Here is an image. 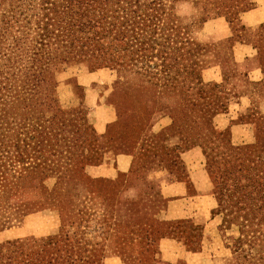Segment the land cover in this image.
<instances>
[{
    "label": "rangeland",
    "instance_id": "374dc122",
    "mask_svg": "<svg viewBox=\"0 0 264 264\" xmlns=\"http://www.w3.org/2000/svg\"><path fill=\"white\" fill-rule=\"evenodd\" d=\"M28 4L27 0H0V37L8 46L13 36L21 34L23 16L31 14ZM227 5H232V15L215 0L166 2L161 31L145 36L151 49L144 56L136 51L132 67L57 64L52 70L50 108L37 104L35 98L10 103L5 98L7 86L0 82V114L2 109L8 112L0 119V264H100L114 252L123 264H131L153 253L162 236L178 238L190 250L202 248L208 264H247L246 254L264 246L251 245L243 229L228 222L225 211L218 208L203 145L194 136L185 145L182 135L170 128L169 106L179 105L186 119L206 117L211 128L233 146L253 144L264 130V77L259 74L264 72L259 68L262 50L257 42L258 27L264 25V0H230ZM136 41L137 47L141 37ZM113 116L106 136L112 131L121 137L118 128L140 127L146 131V141L140 143L145 151L136 153L132 174L126 178L87 179L84 167L97 164L106 154L91 122ZM161 118L169 123L157 129ZM36 124L46 128L39 153L30 151L39 140L41 128L35 130ZM231 125H242L250 140L235 142L228 129ZM124 138L128 146L116 151L137 149L138 140ZM212 145L222 150L221 144ZM81 150L87 154L83 159L77 157ZM192 150L197 155L181 156ZM188 160L209 183L204 224L194 225L188 219L157 221L165 200L158 185L145 179L147 171L161 165L169 181L186 180ZM73 163L77 167L67 172V165ZM38 183L41 187L35 188ZM127 203L133 204L131 225L119 219L120 206ZM57 222L59 232L46 235ZM237 247L243 252L233 254Z\"/></svg>",
    "mask_w": 264,
    "mask_h": 264
},
{
    "label": "trees",
    "instance_id": "16d2710c",
    "mask_svg": "<svg viewBox=\"0 0 264 264\" xmlns=\"http://www.w3.org/2000/svg\"><path fill=\"white\" fill-rule=\"evenodd\" d=\"M27 1L31 14L23 16L21 34L13 36L10 46L0 37V82L7 86L5 98L10 103L35 98L39 100L37 104L50 108L54 103L52 70L57 64L76 61L86 63L89 68L134 66L135 52L144 56L147 49H151L145 36L161 31L159 25L167 18L166 2L177 0ZM215 2L231 13L232 5H227L230 0ZM258 28L257 42L262 50L258 61L264 72V25ZM139 37L141 42L136 47ZM182 110L179 105L169 106L168 113L173 122L170 128L182 135L185 145L191 144L192 136L203 145L206 170L214 192L219 196L218 208L225 211L228 222H236L243 229L251 245L264 244V230L260 231L264 226V130L258 132L253 144L233 146L211 128L206 117L189 120L181 114ZM1 111L0 119L4 120L8 112ZM54 111L60 113L58 109ZM126 111L130 113L131 109ZM203 112L208 116L207 110ZM34 128L41 129L37 131L38 144L30 151L39 153L42 150L40 140L44 138L41 133L46 128L40 124ZM193 130L197 132L194 134ZM214 143L221 144L222 150L216 151L212 147ZM24 155L27 157V153ZM86 156L81 150L77 157L83 159ZM67 166V172L77 167L76 163ZM28 174L33 175L31 170ZM27 177L25 175L23 179ZM37 186L41 187V184L35 188ZM236 243L239 246V242ZM263 248L261 245L255 252H248L247 264H264ZM236 250L243 252L237 247L233 254Z\"/></svg>",
    "mask_w": 264,
    "mask_h": 264
},
{
    "label": "crops",
    "instance_id": "0c3cea01",
    "mask_svg": "<svg viewBox=\"0 0 264 264\" xmlns=\"http://www.w3.org/2000/svg\"><path fill=\"white\" fill-rule=\"evenodd\" d=\"M260 76L264 77V73L259 72ZM114 116L107 119H96L92 121V126L95 134L105 145L102 149L106 150L105 157L94 165L85 166L83 173L90 180H107L114 182L118 178H126L131 175L133 170V160L138 151H145L140 148L141 142H145L146 131L140 127L128 126L118 128L121 132V137L116 136L114 132L106 136V125L113 122ZM169 123L166 118H161L157 121V129L164 128ZM242 125H231L228 127L232 138H235L237 143H246L250 140L248 132L241 130ZM134 138L138 140L136 148L132 152L125 150L116 151L117 149L126 148L128 144L124 137ZM132 135V136H130ZM116 136V137H115ZM148 136V133H147ZM103 139V140H102ZM157 151L155 144H151V152L154 155ZM192 155H197L195 150L187 151L181 154L182 157L189 158ZM187 166V178L182 181H169L167 170L164 166H155L150 168L145 175L148 181H154L158 185L159 193L165 200L164 210L160 211L155 219L157 221L174 222L177 220L188 219L194 225L204 224L203 202H210L208 180L202 175L200 168L197 165H192L184 162ZM196 164V163H195ZM122 181V180H121ZM146 202V201H141ZM132 203L123 204L120 206L123 214L119 215L120 221L131 225V206ZM35 215L34 217H37ZM58 221V218L56 217ZM132 228V227H131ZM59 232L58 222L54 229L46 233V235H56ZM2 233V232H0ZM121 244V243H120ZM119 244V245H120ZM149 258V261L144 260ZM209 258L200 250H190L178 238L162 236L155 243V251L151 254H144L131 260V264H208ZM100 264H123L121 257L114 252L112 255L104 256Z\"/></svg>",
    "mask_w": 264,
    "mask_h": 264
}]
</instances>
